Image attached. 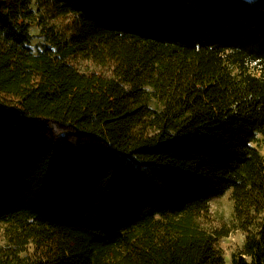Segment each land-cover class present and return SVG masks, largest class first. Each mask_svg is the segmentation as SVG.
Returning a JSON list of instances; mask_svg holds the SVG:
<instances>
[{
  "label": "trees",
  "instance_id": "16d2710c",
  "mask_svg": "<svg viewBox=\"0 0 264 264\" xmlns=\"http://www.w3.org/2000/svg\"><path fill=\"white\" fill-rule=\"evenodd\" d=\"M259 137L264 0H0V264H264Z\"/></svg>",
  "mask_w": 264,
  "mask_h": 264
},
{
  "label": "rangeland",
  "instance_id": "374dc122",
  "mask_svg": "<svg viewBox=\"0 0 264 264\" xmlns=\"http://www.w3.org/2000/svg\"><path fill=\"white\" fill-rule=\"evenodd\" d=\"M33 34L32 44L34 50H37L35 44L42 42V37L39 36V28L34 26L31 28ZM77 64L82 70L95 71L103 75L109 76L110 70L107 68H98L92 66L90 62H78ZM255 146L264 155V140L259 137L255 142ZM209 210L206 219L202 224L209 228H215L216 230H224L228 235L220 237L216 241V245L222 253L225 264H232L233 254H237L242 247L245 239V232L238 226L234 225L233 216V201L231 198V192L227 191L224 195L214 198L209 202ZM4 227L0 224V244L4 243Z\"/></svg>",
  "mask_w": 264,
  "mask_h": 264
}]
</instances>
